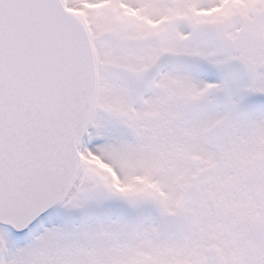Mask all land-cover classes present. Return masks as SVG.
I'll return each instance as SVG.
<instances>
[{
    "label": "snow or ice",
    "instance_id": "6c2138e0",
    "mask_svg": "<svg viewBox=\"0 0 264 264\" xmlns=\"http://www.w3.org/2000/svg\"><path fill=\"white\" fill-rule=\"evenodd\" d=\"M0 264H264V0H0Z\"/></svg>",
    "mask_w": 264,
    "mask_h": 264
}]
</instances>
